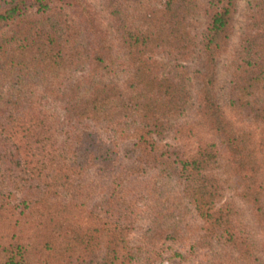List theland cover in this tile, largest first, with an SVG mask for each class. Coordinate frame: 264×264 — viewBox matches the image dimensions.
Returning <instances> with one entry per match:
<instances>
[{
	"label": "trees",
	"instance_id": "1",
	"mask_svg": "<svg viewBox=\"0 0 264 264\" xmlns=\"http://www.w3.org/2000/svg\"><path fill=\"white\" fill-rule=\"evenodd\" d=\"M94 1L0 0V264H264V0Z\"/></svg>",
	"mask_w": 264,
	"mask_h": 264
},
{
	"label": "rangeland",
	"instance_id": "2",
	"mask_svg": "<svg viewBox=\"0 0 264 264\" xmlns=\"http://www.w3.org/2000/svg\"><path fill=\"white\" fill-rule=\"evenodd\" d=\"M92 2L97 4L94 0ZM239 7V13L236 18V26L237 29H240L242 25V19L244 14V1H241ZM194 65L193 62L186 63V66L192 67ZM100 134H104L103 132H98ZM121 151L123 155L126 153V150L132 146L130 142H123L120 144ZM150 227V221L147 215L140 220V222L136 225L133 233L131 234V245H137L139 243L142 235L148 230ZM204 252L199 251H191L189 247H185L182 245H176L173 248L167 250L166 254H164V258L162 260V264H199L204 261L203 257Z\"/></svg>",
	"mask_w": 264,
	"mask_h": 264
}]
</instances>
